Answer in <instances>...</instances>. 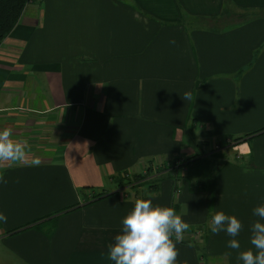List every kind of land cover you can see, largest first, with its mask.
<instances>
[{
    "label": "crops",
    "instance_id": "crops-1",
    "mask_svg": "<svg viewBox=\"0 0 264 264\" xmlns=\"http://www.w3.org/2000/svg\"><path fill=\"white\" fill-rule=\"evenodd\" d=\"M0 127L27 141L29 160L45 157L6 166L0 264H110L108 244L146 194L206 230L194 243L186 231L177 264H238L207 222L237 215L241 249L252 247L264 131L216 160L198 154L264 128V0H32L0 43ZM155 157L186 169L157 193L113 194L121 172Z\"/></svg>",
    "mask_w": 264,
    "mask_h": 264
},
{
    "label": "clouds",
    "instance_id": "clouds-1",
    "mask_svg": "<svg viewBox=\"0 0 264 264\" xmlns=\"http://www.w3.org/2000/svg\"><path fill=\"white\" fill-rule=\"evenodd\" d=\"M184 97L191 98L188 93ZM26 144L12 128L0 127V185L8 183L7 165L26 162L31 167L41 165L39 157L29 160ZM252 215L257 218L250 225L252 247L243 250L238 237L244 223L237 215L220 209L207 222L211 234L223 232L229 237L227 248L236 250L238 264H264V202L252 209ZM7 220L0 210V223ZM188 229L189 224L174 207L154 203L151 194H146V198L136 199L133 208L122 218L120 232L107 246V260L110 264H177L176 245L184 240Z\"/></svg>",
    "mask_w": 264,
    "mask_h": 264
},
{
    "label": "trees",
    "instance_id": "trees-1",
    "mask_svg": "<svg viewBox=\"0 0 264 264\" xmlns=\"http://www.w3.org/2000/svg\"><path fill=\"white\" fill-rule=\"evenodd\" d=\"M31 2L32 0H0V43L3 39H5V37H7L12 32V30L17 25L20 17L22 16L25 8ZM263 131H264V128H262L261 130H257L256 132L246 134L245 136L237 137L234 140L246 141L248 138L252 137L253 135L262 133ZM195 158L196 156L190 157L189 162L194 160ZM175 160L177 159H174V161ZM153 163H154V160H150L149 161L150 165H146L144 169H146L148 172L151 171V169L153 168ZM172 163L173 165L175 164V162H172ZM168 174L169 172L166 174L157 175L151 178L150 180H143L145 178L143 172H140V173L121 172L119 174V187L126 183L134 181L136 182V184L133 185V187H131L128 190L129 193L131 192L130 194L131 198L135 197V195L136 197L141 195V192L139 190L142 187H144L146 191L154 194L160 190L161 184L163 183L164 180H166L167 178H173V176H170ZM135 192H138V193L134 195ZM113 194H118V192H114ZM107 195H110V194H105L104 192L98 193L97 195L93 196L94 198L93 201L100 200L106 197ZM142 196L143 195H141L140 198H142Z\"/></svg>",
    "mask_w": 264,
    "mask_h": 264
},
{
    "label": "rangeland",
    "instance_id": "rangeland-1",
    "mask_svg": "<svg viewBox=\"0 0 264 264\" xmlns=\"http://www.w3.org/2000/svg\"><path fill=\"white\" fill-rule=\"evenodd\" d=\"M253 17L254 15L253 14H249V13H247V12H242V11H233L232 13H231V17H236L235 19H238V17L239 18H243V17ZM235 19H232V20H234L235 21ZM190 123L191 124H193V123H195V121L192 119V118H190L189 119V122H188V124H187V130H186V139H187V141H190L191 143H194L193 142V135H192V133H191V130L190 129H192V128H190ZM193 129H194V127H193ZM189 131V132H188ZM196 135H197V133H195ZM245 136V135H244ZM231 138H235V137H231ZM231 138H229L228 140H232V142H233V144L235 143V145H233L232 144V148H235L236 147V145H238V144H240L242 141H236V140H233V139H231ZM223 139H225V138H223ZM222 140V139H221ZM228 140H226V141H228ZM212 143L213 142H211V143H208L207 145H206V147H207V149H211L212 150V153L211 152H208L207 154H203V153H200V154H198V155H200V156H202V158H204V159H214V160H216V159H218L217 157L219 156V155H221V153H222V150H224L225 148H227L226 147V144H225V142H216V144H219V145H221V149L220 150H218V151H216L215 149H214V146L216 145V144H213V146H212ZM209 146H211V147H209ZM209 147V148H208ZM206 149V150H207ZM206 150H204V151H206ZM199 151H203V150H201V149H199ZM38 157H43V158H45L44 156H38ZM151 159H153L154 160V162L156 163V162H160L161 161V158H158V157H155V158H151ZM237 159H240V157L238 156L237 157ZM170 160H172V161H174V158H172V157H166L165 159L163 158V161H170ZM201 160V159H200ZM188 165H187V168L189 169L190 168V171H192V169H191V164H189V162L187 161L186 162ZM191 163V162H190ZM186 169V166L185 165H183L179 170H178V174H182L183 172H184V170ZM169 175V174H168ZM98 194V192H96V193H93V195H97ZM92 195V196H93ZM126 199V198H125ZM127 199H131V198H127ZM93 202V201H92ZM193 225V226H192ZM192 225H189V228L190 229H193V232H197V233H195V235L191 238V242L192 243H194V242H200L201 240H202V236L201 235H203V232H206V230L204 229L203 230V232H199V227H198V225H195V224H192ZM197 227V228H196ZM205 234H207V233H205ZM190 236V235H189Z\"/></svg>",
    "mask_w": 264,
    "mask_h": 264
},
{
    "label": "built area",
    "instance_id": "built-area-1",
    "mask_svg": "<svg viewBox=\"0 0 264 264\" xmlns=\"http://www.w3.org/2000/svg\"><path fill=\"white\" fill-rule=\"evenodd\" d=\"M226 146H232L233 142L232 140H228L227 142H225ZM235 145V143L233 144ZM214 149L216 151L220 150L221 149V145L219 144H216L214 146ZM172 162H175V164L173 165ZM188 162H189V159H188ZM184 165H185V162H184ZM153 166H154V169L152 171H149L151 173H149L146 169H143V173H144V176L145 178L143 180H150L151 178L157 176V175H160V174H166V173H170L173 171L174 168H178V167H181V160L177 159L175 161H160V162H154L153 163ZM149 173V174H148ZM136 182H129V183H126L122 186L119 187V190H118V193L119 195H121L123 198H131L130 197V193L128 192V190L133 187V185H135ZM195 233L197 232H193V235L192 237L195 235Z\"/></svg>",
    "mask_w": 264,
    "mask_h": 264
}]
</instances>
